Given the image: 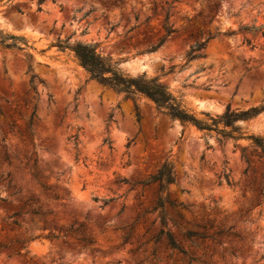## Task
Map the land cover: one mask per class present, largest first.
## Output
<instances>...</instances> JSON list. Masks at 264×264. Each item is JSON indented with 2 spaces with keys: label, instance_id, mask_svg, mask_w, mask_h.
Returning a JSON list of instances; mask_svg holds the SVG:
<instances>
[{
  "label": "rangeland",
  "instance_id": "rangeland-1",
  "mask_svg": "<svg viewBox=\"0 0 264 264\" xmlns=\"http://www.w3.org/2000/svg\"><path fill=\"white\" fill-rule=\"evenodd\" d=\"M210 1L219 4L212 23L201 16ZM167 11L175 32L151 50ZM244 24H264V0L1 1L0 31L33 48H0V264H264V155L252 141L220 143L214 132L171 119L145 97L125 98L91 79L73 52L53 45L97 44L122 72L157 77L208 120L264 104L261 33L248 35L253 46L241 34L220 35L201 56L187 58L208 32ZM237 125L264 139V111ZM77 131L78 156L69 140ZM165 161L176 179L167 194L186 206L166 204V229L198 261L171 250L165 236L155 241L159 184L144 182ZM29 199L47 212L46 225L23 206ZM188 229L213 238L192 242L183 234Z\"/></svg>",
  "mask_w": 264,
  "mask_h": 264
},
{
  "label": "trees",
  "instance_id": "trees-1",
  "mask_svg": "<svg viewBox=\"0 0 264 264\" xmlns=\"http://www.w3.org/2000/svg\"><path fill=\"white\" fill-rule=\"evenodd\" d=\"M3 0H0V2ZM12 0H6V2H10ZM44 0H39V3ZM177 1V0H173ZM208 13L201 16L204 21L208 23H212L215 17V14L218 12L219 4L216 1H210L208 3ZM170 18L169 12L166 13V22L164 24V34L158 40L155 45L151 46V50H156L169 38L175 30L167 24L168 19ZM261 33L264 36V24L255 25V24H244L240 25L237 30L227 29L225 31H220L217 29L214 33L208 32L207 36L201 40L195 42L191 45L187 58L189 60L197 58L201 56L200 51L206 47L208 42L215 37L220 35L230 36L235 34H241L243 37V42L253 46V39L248 35H256ZM61 50H70L73 52L75 58L78 63L88 72L91 79L96 80L102 85L109 87L116 91L117 93H122L125 98H130L135 100L136 97L142 96L149 99L155 107L162 113L168 115L171 119H178L183 123L190 124L195 126L198 130L207 132V134H211L214 132L216 134L217 140L220 143H223L225 140H239L242 138L250 139L252 144L255 145L264 155V139L254 135H245L241 130L240 126L237 125V122L240 120H247L253 117H256L261 112L264 111V104L260 106L251 107L246 110L234 111L228 109L223 115L220 117H209L208 120H202L197 118L193 113L189 112V110L184 106L182 101L174 95L169 88L164 85L157 77H149L146 74H142L140 76L134 77L130 76L127 73L122 72L118 66L117 62L112 61L110 57L103 55L98 50L97 44L92 43H82V42H74L70 43L68 39L61 41L59 40L56 44ZM0 48L5 50H26L31 49L33 46L28 44V40L23 36H18L12 33H5L0 31ZM36 76L32 75L30 79V85L33 90L36 92L35 86ZM43 82L42 80H39ZM2 109L0 106V115H2ZM35 115V109L30 115L28 126L32 124L33 118ZM137 117L140 118V114L137 112ZM80 139L79 131L70 135L69 140L73 141L74 146L77 150V156L80 154L78 149V143ZM33 177L38 180L41 186L45 190H49V188L43 184L40 180L39 173L37 171H31ZM228 180V176H226ZM175 173L173 168V163L170 161H165L161 167L157 170V172L151 175L144 183L150 184L157 182L159 184V196L154 206V210H158L159 218L161 221L162 229L156 236V242L162 237L165 236L166 244L171 248V250H178L180 253L189 257V260H197L194 259L188 251L184 250L178 242L175 240L173 234L166 229L168 214L166 213V204H168L172 209L176 207L186 206L182 203L177 204L175 201L169 198L167 194V186L171 183L175 182ZM264 180V173H263ZM112 199H105L104 205L108 204ZM32 199L24 201V207L29 206L27 212H29L32 216H41L44 220V224H47L45 215L47 212H44L40 206L33 208L30 205ZM48 213H52V211H48ZM13 215H19V212H15ZM179 218H183L181 214L178 213ZM15 224H18L15 221ZM83 226V225H80ZM72 225H70V229H72ZM69 229V230H70ZM206 229V228H205ZM208 229V228H207ZM78 230V229H77ZM184 236L194 242L195 239H206L208 236L206 233L195 231V230H185L183 232ZM52 237H56L54 234H50ZM213 238V237H211ZM81 242H85L88 244H93L94 241L90 238H80ZM198 261V260H197Z\"/></svg>",
  "mask_w": 264,
  "mask_h": 264
}]
</instances>
